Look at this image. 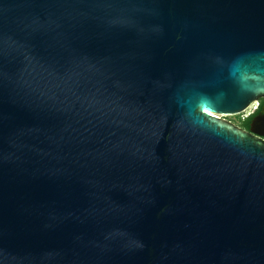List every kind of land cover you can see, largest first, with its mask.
Wrapping results in <instances>:
<instances>
[{"label": "water", "instance_id": "water-1", "mask_svg": "<svg viewBox=\"0 0 264 264\" xmlns=\"http://www.w3.org/2000/svg\"><path fill=\"white\" fill-rule=\"evenodd\" d=\"M262 98L264 0H0V264H264Z\"/></svg>", "mask_w": 264, "mask_h": 264}, {"label": "flooded vegetation", "instance_id": "flooded-vegetation-1", "mask_svg": "<svg viewBox=\"0 0 264 264\" xmlns=\"http://www.w3.org/2000/svg\"><path fill=\"white\" fill-rule=\"evenodd\" d=\"M263 107H264V98H262V99L259 100V104H258V106H257V109H256L253 113H251V114H249L248 116H246V117L244 118V120H243L242 123H240V124H236V125L239 126L240 128H242V129L245 130V131L252 132V131H251V127H250V126L248 127L244 121H245L246 118L252 116V117H251V120H250V124H251L253 118L256 117L258 114H260V113L262 112ZM258 136H259V135H258ZM260 137H261V136H260ZM261 138H264V137L262 136Z\"/></svg>", "mask_w": 264, "mask_h": 264}, {"label": "rangeland", "instance_id": "rangeland-1", "mask_svg": "<svg viewBox=\"0 0 264 264\" xmlns=\"http://www.w3.org/2000/svg\"><path fill=\"white\" fill-rule=\"evenodd\" d=\"M253 109H249L248 111L238 114V115H225L224 118L232 121L235 124H240L243 122L244 118L249 114Z\"/></svg>", "mask_w": 264, "mask_h": 264}, {"label": "built area", "instance_id": "built-area-1", "mask_svg": "<svg viewBox=\"0 0 264 264\" xmlns=\"http://www.w3.org/2000/svg\"><path fill=\"white\" fill-rule=\"evenodd\" d=\"M258 104H259V101H257V102H255L254 104H252L246 111H248L249 109H253L249 114H251V113H253L256 109H257V106H258ZM245 111V112H246ZM244 113V112H243ZM249 114H247V116L249 115ZM224 117V116H223Z\"/></svg>", "mask_w": 264, "mask_h": 264}, {"label": "trees", "instance_id": "trees-1", "mask_svg": "<svg viewBox=\"0 0 264 264\" xmlns=\"http://www.w3.org/2000/svg\"><path fill=\"white\" fill-rule=\"evenodd\" d=\"M251 117H252V116L246 118L245 121H244L248 127L251 125V124H250Z\"/></svg>", "mask_w": 264, "mask_h": 264}]
</instances>
